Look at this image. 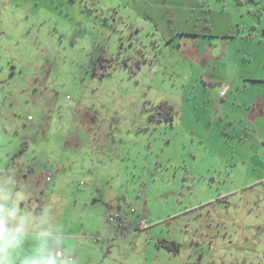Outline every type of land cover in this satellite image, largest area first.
<instances>
[{
    "label": "rangeland",
    "instance_id": "1",
    "mask_svg": "<svg viewBox=\"0 0 264 264\" xmlns=\"http://www.w3.org/2000/svg\"><path fill=\"white\" fill-rule=\"evenodd\" d=\"M134 1L0 0V191L46 209L74 264H264V170L235 117L264 89V0L242 1L252 26L221 102L133 23ZM164 99L179 113L151 120Z\"/></svg>",
    "mask_w": 264,
    "mask_h": 264
},
{
    "label": "crops",
    "instance_id": "2",
    "mask_svg": "<svg viewBox=\"0 0 264 264\" xmlns=\"http://www.w3.org/2000/svg\"><path fill=\"white\" fill-rule=\"evenodd\" d=\"M242 1L135 0L136 18L133 23L138 28L155 33L153 42L161 51L169 48L176 60H183L199 68L209 77L212 84L217 85L216 101L220 99L221 102L226 99V96L221 97L224 86H228L229 91H232L231 82L234 80L238 82L236 76L228 73L227 68L240 62L244 33L251 30L252 26L250 18L254 12H247V7L242 5ZM249 37L253 35L250 34ZM233 93L230 98L233 100L229 101L237 105L234 97H237L238 91ZM243 101L246 103L244 98ZM253 103L254 108L246 112L247 114L235 117L243 118L248 124L250 136L257 143L248 162L264 170V160L261 159L264 155V128L260 121L264 119V89L253 97ZM238 104L242 106V101L240 100ZM244 108H247L246 104ZM240 111L243 112L242 109Z\"/></svg>",
    "mask_w": 264,
    "mask_h": 264
},
{
    "label": "clouds",
    "instance_id": "3",
    "mask_svg": "<svg viewBox=\"0 0 264 264\" xmlns=\"http://www.w3.org/2000/svg\"><path fill=\"white\" fill-rule=\"evenodd\" d=\"M23 202L0 191V264H74L51 214Z\"/></svg>",
    "mask_w": 264,
    "mask_h": 264
},
{
    "label": "trees",
    "instance_id": "4",
    "mask_svg": "<svg viewBox=\"0 0 264 264\" xmlns=\"http://www.w3.org/2000/svg\"><path fill=\"white\" fill-rule=\"evenodd\" d=\"M73 1H76V0H73ZM145 58L151 59V63L153 64L154 59L151 58L150 54L145 56L144 60ZM99 61H100V64L95 63V67L97 70L99 66L100 72H102V75L106 74L110 68L115 67L113 60L111 58L105 57L104 55L99 56ZM142 62H143L142 58L133 60L132 62L133 65H130V70L137 72L139 68L141 67ZM127 64L128 62L126 61V65ZM178 113H179V109L175 106V104L170 102L169 100L164 99L156 104H152V106L150 107L149 117L151 120H155V121H162V120H167V119L173 120L175 115ZM158 244L161 246H165L168 249L174 250V251H178L180 247V245L174 242V240H163V241H160V243Z\"/></svg>",
    "mask_w": 264,
    "mask_h": 264
},
{
    "label": "built area",
    "instance_id": "5",
    "mask_svg": "<svg viewBox=\"0 0 264 264\" xmlns=\"http://www.w3.org/2000/svg\"><path fill=\"white\" fill-rule=\"evenodd\" d=\"M228 89V86H224V88L221 91V97L224 96V94L226 93V90ZM46 177L47 180H49L52 176V174L50 173H45L44 175ZM116 218H120V216L117 214L116 216H112L111 219L114 220Z\"/></svg>",
    "mask_w": 264,
    "mask_h": 264
},
{
    "label": "flooded vegetation",
    "instance_id": "6",
    "mask_svg": "<svg viewBox=\"0 0 264 264\" xmlns=\"http://www.w3.org/2000/svg\"><path fill=\"white\" fill-rule=\"evenodd\" d=\"M73 1V0H72Z\"/></svg>",
    "mask_w": 264,
    "mask_h": 264
}]
</instances>
